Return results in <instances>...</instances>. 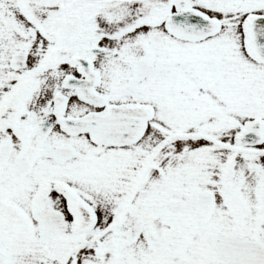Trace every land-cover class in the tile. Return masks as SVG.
<instances>
[{
	"label": "snow or ice",
	"instance_id": "obj_1",
	"mask_svg": "<svg viewBox=\"0 0 264 264\" xmlns=\"http://www.w3.org/2000/svg\"><path fill=\"white\" fill-rule=\"evenodd\" d=\"M0 264H264V0H0Z\"/></svg>",
	"mask_w": 264,
	"mask_h": 264
}]
</instances>
